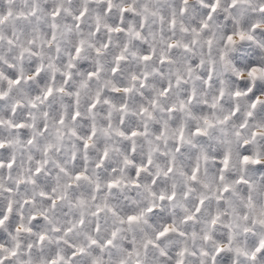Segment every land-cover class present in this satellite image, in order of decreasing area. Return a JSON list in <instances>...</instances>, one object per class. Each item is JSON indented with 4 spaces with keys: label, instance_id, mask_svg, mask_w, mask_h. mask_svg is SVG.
<instances>
[{
    "label": "snow or ice",
    "instance_id": "6c2138e0",
    "mask_svg": "<svg viewBox=\"0 0 264 264\" xmlns=\"http://www.w3.org/2000/svg\"><path fill=\"white\" fill-rule=\"evenodd\" d=\"M0 264H264V0H0Z\"/></svg>",
    "mask_w": 264,
    "mask_h": 264
}]
</instances>
